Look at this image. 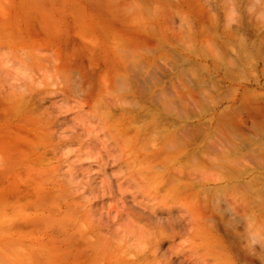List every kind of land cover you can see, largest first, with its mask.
<instances>
[{
  "label": "rangeland",
  "instance_id": "1",
  "mask_svg": "<svg viewBox=\"0 0 264 264\" xmlns=\"http://www.w3.org/2000/svg\"><path fill=\"white\" fill-rule=\"evenodd\" d=\"M258 13L250 0H0V264H264ZM231 26L241 39L221 37Z\"/></svg>",
  "mask_w": 264,
  "mask_h": 264
},
{
  "label": "bare ground",
  "instance_id": "2",
  "mask_svg": "<svg viewBox=\"0 0 264 264\" xmlns=\"http://www.w3.org/2000/svg\"><path fill=\"white\" fill-rule=\"evenodd\" d=\"M202 1H203V0H202ZM250 4H251L254 8H256V10H258L259 13H262V15L264 14V0H260L259 2H258V1H255V0H250ZM197 5H198V4H197ZM205 5H206V6H207V5H208V6H212L213 4L210 5V4L205 3ZM198 6H199V5H198ZM203 6H204V4H203ZM213 6H214V5H213ZM202 8H203V7H202ZM210 8H212V7H210ZM128 9H130V8H128ZM213 9H214V8H213ZM209 10H210V9H209ZM128 11H129V10H128ZM212 11H213V10L211 9V12H212ZM126 12H127V10H126ZM126 12H125V13H126ZM204 12H205V11H203V13H204ZM206 12H207V11H206ZM203 13H202V14H203ZM251 13H252V12H251ZM259 13H258V14H259ZM195 14H196V13H195ZM200 14H201V13H200ZM200 14H198V18H199V19L202 18V20L204 21L203 17H202V16H201V17L199 16ZM208 14H209V13H208ZM127 15H128V14H127ZM127 15H126V16H127ZM210 15H211V14H210ZM210 15H209V16H210ZM252 15H253V14H252ZM262 15H261L260 18H263ZM209 16H208V17H209ZM210 17H211V16H210ZM210 17H209V18H210ZM188 18H189V16H188ZM211 18H212V19H211ZM211 18H210L209 21H210V22L213 21V22H212L211 24L209 23V24H210L209 28H212V29L216 30V29H217V27H216L217 25L215 26V24H217V23H216V20H217V19H216V20L214 19V20H215V21H214L213 18H215V17L213 16V17H211ZM202 20H201V21H202ZM201 21H199V22H201ZM196 22H197V20H196ZM196 22H195V23H196ZM207 22H208V21H207ZM214 22H215V23H214ZM218 23H219V22H218ZM186 24H187V26L190 25V24L188 25V23H186ZM191 24H192V23H191ZM243 24H244V23H243ZM260 24H261V23H260ZM199 25H201V23H199ZM237 25L239 26V23H238ZM237 25H235V26H237ZM245 25L247 26V24H245ZM218 26H219V25H218ZM232 27H233V26L229 27V28L232 29V31H231V29H228V31L233 32V30H234L233 28H236V27H233V28H232ZM239 27H240V26H239ZM239 27H238V28H239ZM242 27H243V26H242ZM248 27H249V26H248ZM238 28H237L238 31H237V30H234L235 32H233V33H231V32H229V33H228V32H225V33H223V34L221 35V37H224V36L226 37V36H228V37H229V38H228L229 40H230V39L233 40V39L236 38L237 35H239L238 37L241 39V38H242V34H240V31H239ZM245 28H246V27H245ZM245 28H244V29H245ZM263 28H264V27H263ZM201 29H202V27H201ZM240 29H241V28H240ZM189 30H190V29H189ZM189 30H188V31H189ZM202 30H203V29H202ZM204 30H205V29H204ZM206 30H207V29H206ZM222 31H223V30H222ZM225 31H227V28H226ZM236 31H237L238 33H237ZM242 31H244V30H242ZM242 31H241V32H242ZM200 32L202 33L203 31H200ZM247 32H248V31H247ZM247 32H246V33H247ZM190 33H191V32L189 31V34H190ZM197 33H198V32H197ZM214 33H215V32H214ZM234 33H235V35H233ZM242 33H243V32H242ZM249 33H250L251 36H252V33H251L250 31H249ZM192 34H193V33H192ZM244 34H245V33H244ZM250 34H249V35H250ZM253 34H254V33H253ZM249 35H248V36H249ZM254 35H255V34H254ZM259 35H260V34H258V36H259ZM132 36H133V35H132ZM186 36H188V35H186ZM189 36H190V35H189ZM193 36H196L195 33H194V35L190 36V38L193 37ZM204 36H205V35H204ZM258 36H256V37L258 38ZM263 36H264V35H263ZM134 37H135V36H134ZM252 37H255V36H252ZM259 37H260V36H259ZM209 38H210V37H209ZM250 38H251V37H250ZM257 38H255V40H256ZM222 39H224V38H222ZM236 39H237V38H236ZM236 39H235V40H236ZM251 39H253V38H251ZM260 39H263V38L260 37ZM218 40H219V39H218ZM231 40H230V41H231ZM237 40H239V39H237ZM257 40H258V39H257ZM223 41L227 42V39H226V40H223ZM242 41H243V40H241L240 42H242ZM231 42H232V41H231ZM246 47H247V46H246ZM194 49H195V48H194ZM196 49H197V48H196ZM199 54H200V52H199L198 50H196V52H195V50H194V56H195V57L198 58V57H199ZM226 54L228 55V53H226ZM226 54H225V55H226ZM194 56H188L187 59L190 60V61H192ZM190 58H192V60H191ZM206 58H208V57H202L201 63H202V62H205V64H203V65H204L205 67H207V68H208V66H209V68H210L211 66L215 65L216 62H217L216 58L214 59V60H215V61H214L215 64H214L213 61H212L213 63H211L210 60H207ZM208 59H209V58H208ZM241 59H242V58H241ZM212 60H213V58H212ZM193 61H195V60H193ZM188 62H189V61H186V63H188ZM198 62H199V61H198ZM219 62H220V61H219ZM219 62H218V63H219ZM263 62H264V61H263ZM194 63H195V62H194ZM218 63H217V66H219ZM231 63H234V61H231ZM130 64H131V62H130ZM235 64H236V66H237V63H235ZM195 65H197V63H195ZM198 65H199V63H198ZM203 65L200 64V66H203ZM206 65H207V66H206ZM238 65H239V64H238ZM220 66H221V65H220ZM220 66L217 67V68H219V71H220V68H221ZM240 66H241V65H240ZM133 67H134V66H133ZM207 68H206V69H207ZM210 69H211V68H210ZM133 70H134V69H133ZM215 70H216V67H215V68L213 67V71L211 70V72H210L211 74L209 73V74H210V77H211V75H213V77L215 76V74H216V73H215ZM217 71H218V70H217ZM225 72H226V69H225ZM225 72H224V75H225V77H226V75H228V74H225ZM228 72H229V71L227 70V73H228ZM263 72H264V70H263ZM214 73H215V74H214ZM218 74H219V72H218ZM221 74H222V73H221ZM220 76H221V75H220ZM217 77H218V76H217ZM233 77H234V76H233ZM233 77H232V78H233ZM232 78H231V79H232ZM222 79L224 80V77H222ZM226 79H227V78H226ZM228 79H229V78H228ZM212 80H213V79H212ZM215 80H216V79H215ZM215 80H214V82L217 81V80H216V81H215ZM219 80H221V79H218V81H219ZM229 82H230V79H229ZM217 83L219 84V82H217ZM257 83H258V82H257ZM218 84H217L218 89H219V88H220V89H223V86H224V88H225V85H223V84L220 83L221 86L223 85V86L221 87V86H219ZM229 84H230V83H229ZM233 84H234V83H233ZM231 85H232V83H231ZM227 86H228V84H227ZM232 86H233V85H232ZM218 89H217V90H218ZM236 90H238V89H236ZM245 90H246V89H245ZM247 91H248V89H247ZM247 91H245V92H247ZM248 92H249V91H248ZM250 92H251V91H250ZM258 92H259V91H258ZM228 93H231V92L229 91ZM255 93H256V92H255ZM231 94H232V93H231ZM234 94H235V93H234ZM242 94H243V93H242ZM248 94H249V93H248ZM248 94H247V95H248ZM259 94H260V93H259ZM225 96H227V95H225ZM235 96H236V95H235ZM235 96H233V97H235ZM244 96H245V95H244ZM253 96H254V95H253ZM258 96H259V95H258ZM221 97H222V96H221ZM229 97H230V96H229ZM229 97H227V98H229ZM239 97H240V96H239ZM242 97H243V96H242ZM225 98H226V97H225ZM230 98H232V96H231ZM230 98H229V101H228V102H230V101H234V100H230ZM251 98H252V92H251ZM256 98H257V97H256ZM260 98H261V97H260ZM220 99H221V98H220ZM232 99H233V98H232ZM239 99H240V98H239ZM244 99H245V98H244ZM244 99L242 98V100H241V104H242V105H243V101H244ZM246 99H247V97H246ZM224 100H226V99H224ZM261 100H262V98H261ZM226 101H227V100H226ZM238 101H239V100H238ZM247 101H248V100H247ZM248 102H249V101H248ZM183 103H184V102H183ZM224 103H225V102H224ZM230 103H231V102H230ZM253 103H254V102H253ZM241 104H240L239 106H238V104H237V105L235 104L236 106H231V105H230V106H227V108H226L227 110H232V111H233V115H234L233 118H235V117H238V118H239V117H240V116H236V114H239V115H240V113H238V112L240 111V107L242 106ZM246 104H247V103H246ZM250 104H251V101H250ZM259 104H260V103H259ZM100 105H101V104H100ZM228 105H229V104H228ZM233 105H234V104H233ZM244 106H245V104H244ZM247 106H249V104H248ZM255 106H256V105H255ZM262 106H263V105H262ZM109 107H110V106H109ZM228 107H229V108H228ZM100 108H101V107H100ZM111 108H112V107H111ZM224 108H225V107H224ZM104 109H105V108H104ZM226 109H225V111H226ZM245 109L247 110V108H243V110H245ZM250 110H251V109H250ZM221 111H222V110H221ZM255 111H256V110H255ZM245 112H246V111H245ZM245 112H244V113H245ZM229 113L231 114V111H228V112H223V111H222V112H220L219 114L216 113V114H215V118H219V119H220V120L218 119L219 121H222L223 119H225V120L227 119V120L230 121V118L232 117V115H230ZM112 114H113V113H112ZM104 115H106V114H104ZM243 115H244V114H243ZM255 115H257V114H255ZM110 118H111V116H110ZM246 118H247V117H246ZM221 119H222V120H221ZM254 119H255V118H254ZM227 120H226V121H227ZM233 120H234V119H233ZM108 121H109V120H108ZM250 121H254V120H253V119H250ZM129 122H132V121H129ZM232 122H233V121H232ZM232 122L230 121V123H232ZM235 122H236V121H235ZM228 123H229V122H228ZM252 123H253V122H252ZM232 124H234V122H233ZM234 125H235V124H234ZM252 125H253V124H252ZM261 125H262V123H261ZM251 128H252V130H253V133H254L256 136L259 137V136H263V135H264V131H263L264 129H260L258 125H255V124H254V126H252ZM139 130H140V129H139ZM261 130H262V131H261ZM144 132H145V131H144ZM138 134H139V133H138ZM139 135H140V134H139ZM125 137H126V136H125ZM123 138H124V136H123ZM122 140H124V139H122ZM125 142H126V140H125ZM129 142H132V141L130 140ZM123 143H124V142H123ZM132 143H133V142H132ZM132 143H130V144H132ZM130 144H129V145H130ZM125 146H126V144H125ZM127 146H128V145H127ZM130 146H131V145H130ZM127 149H128V148H127ZM141 149H143V148H140V151H142ZM142 152H143V151H142ZM145 152H146V151H145ZM147 156H148V155H147ZM155 156H156V155H155ZM146 158H148V157L145 156V159H146ZM149 158H150V157H149ZM153 158H154V157H153ZM155 158H156V157H155ZM166 161H167V160H165V162H166ZM167 163H168V161H167ZM148 165H149V163H148ZM148 165H146V167H148ZM163 165H164V164H163ZM151 166H152V165L150 164V168H151ZM154 169H155V167H154ZM35 170H36V169H35ZM156 170H157V169H156ZM154 173H155V172H154ZM159 175H160V173H159ZM150 176H151V175H150ZM158 178L160 179V177H158ZM158 178H157V180H159ZM161 179H162V178H161ZM157 180H156V181H157ZM195 182H196V181H195ZM156 183H158V182H156ZM195 185H196V184H195ZM194 201H195V200H194ZM194 201H193V202H194ZM196 202L199 203V202L196 200V201L194 202V206L196 205ZM245 202H246V201H245ZM201 203H202V205L205 204V202H204V203L201 202ZM252 203H254V201H253ZM246 204H247V203H245V205H246ZM256 204H258V202H257ZM202 205H201V204H200V206H199V205H196V206H198L197 208L194 207V208L196 209V213L199 212V209H198V208H200V209L203 208L204 210H206V209L208 208V207H207V204L204 205V206H202ZM245 205H244V206H245ZM251 205H252V206H251ZM260 206H261V205H259V206H258V205H257V206L255 205V206H254L253 204H250V205L247 206V207H249V208H247V209H253V208L256 209V208H260ZM232 207H233V206H232ZM245 207H246V206H245ZM220 208H221V207H220ZM241 208H242V206H241ZM197 209H198V210H197ZM204 210H203V211H204ZM207 210H208V209H207ZM207 210H206V211H207ZM221 210H222V209H221ZM227 210H228V209H227ZM230 210H231V209H230ZM244 210H245V209H244ZM201 211H202V209H201ZM258 211H259V213H260V211H261V213H264V207H263L262 209H259ZM249 212H250V211H249ZM200 213H201V212H199V214H200ZM220 213H221V212H220ZM259 213H258V214H259ZM252 214H253V213H252ZM252 214H251V215H252ZM197 215H198V214H197ZM253 215H254V214H253ZM255 215H257V214H255ZM255 215H254V216H255ZM200 216H201V214H200ZM200 216H199V217H200ZM254 216H253V218H255ZM202 217H203V216H202ZM202 217H201V219H202ZM210 217H211V216H210ZM249 217H251L250 214H249ZM249 217H248L246 220H249ZM204 218H205V217H204ZM204 218H203V219H204ZM208 218H209V217H207V219H208ZM222 218H223V217H222ZM227 218H228V217H227ZM201 219H200V220H201ZM203 219H202V220H203ZM207 219L205 218L204 221H206ZM196 220H197V219H196ZM200 220H199V221H200ZM208 220H209V219H208ZM210 220H211V219H210ZM223 220H224V219H223ZM260 220H262L261 217H260ZM199 221H198V222H199ZM204 221H202V223H203ZM226 221H227V219H226ZM237 221H238V220H237ZM214 222H215V221H214ZM253 222H254V221H253ZM204 223H206V222H204ZM208 223H209V221H208ZM255 223H256V222H255ZM255 223H254V224H255ZM250 224H251V221H250ZM203 225H204V224H203ZM258 225H259V223H258ZM258 225H257V226H258ZM225 226H226V224H225ZM227 226L233 227V225H232L231 223L227 224ZM230 227H229V228H230ZM251 227L253 228L252 225H251ZM259 227H262V226L259 225ZM205 228H206V233H207V228H208V232H209V233H210V232L213 233L212 230L215 228V225H214V223H212V224L210 223V224H209L207 227H205ZM227 228H228V227H227ZM79 229H80V228H79ZM79 229H78V230H79ZM215 230H216V229H215ZM237 231H238V230H237ZM248 231H249V230H248ZM209 233H208V234H209ZM197 234H198V232H197ZM217 234H218V233H217ZM217 234H216V235H217ZM81 236H82V235H81ZM198 236H199V235H198ZM206 236H208V235H206ZM217 236H218V235H217ZM206 238H207V237H206ZM206 238H205V239H206ZM215 238H216V239H215ZM78 239H79V238H78ZM213 239H214L215 241H216V240H219V238L216 237V236H215ZM207 240H208V239H207ZM214 240L210 239V241H214ZM76 241H77V240H76ZM87 241H88V239H87ZM89 242H91V244L93 243V241H89ZM89 242H85V241H84V243H89ZM99 242H100V240H99ZM217 242H218V241H217ZM217 242H216V243H217ZM102 244H103V242H102ZM205 244H206V240H205ZM207 244H208V243H207ZM209 244H210V243H209ZM220 244H221V243H220ZM96 245H98V244L95 243L94 245H90V246L93 247L92 249H94V246L96 247ZM104 245H105V244H104ZM104 245H103V246H104ZM90 246H88V247H90ZM99 246H100V248H101V245H99ZM91 247H90L89 249H91ZM219 247H220V246H219ZM224 247H226V246H222V248H224ZM30 249H31V248H30ZM85 250H86V249H85ZM95 250L97 251V249H95ZM100 251H101V249H100ZM217 251H218V250H217ZM81 252H82V251H81ZM95 253H96V252H95ZM99 253H100V252H99ZM99 253H96V254H99ZM83 254H84V253H83ZM96 254H95V255H96ZM100 254H101V253H100ZM211 255H212V254H211ZM259 255H260V254H259ZM97 256H98V255H97ZM95 258H96V257H95ZM214 258H215V257H214ZM28 259H29V260H28ZM31 259H32V258H31ZM31 259H30V257H29V258H26V260L29 261V262H27V261H26V262H27L28 264H29V263L31 264V263H32V262H31ZM227 259H228V258H227ZM21 260H22V259H21ZM32 260H33V259H32ZM95 260H96V259H95ZM122 260H123V259H122ZM216 260H217V259H216ZM221 260H222V259H221ZM230 260H231V259H230ZM92 261H93V260H92ZM134 261H135V260H134ZM23 262H24V261H23ZM129 262H130V261H129ZM129 262H127V263H129ZM16 263H17V262H16ZM45 263H46V262H45ZM121 263H122V262H121ZM134 263H135V262H134ZM225 263H226V262H225ZM33 264H34V263H33Z\"/></svg>",
  "mask_w": 264,
  "mask_h": 264
}]
</instances>
